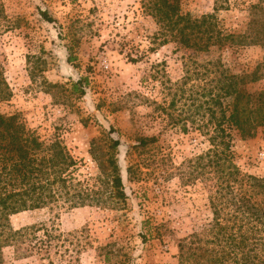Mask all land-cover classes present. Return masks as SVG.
I'll use <instances>...</instances> for the list:
<instances>
[{
	"label": "rangeland",
	"instance_id": "rangeland-1",
	"mask_svg": "<svg viewBox=\"0 0 264 264\" xmlns=\"http://www.w3.org/2000/svg\"><path fill=\"white\" fill-rule=\"evenodd\" d=\"M141 1L0 0V67L13 92L0 102V113L18 115L45 143L61 139L79 162L78 179L100 200L12 216L14 230L45 229L37 239L2 248L0 264H179L180 240L234 214L219 206L229 199L221 197V173L211 162L216 119L205 102L216 92L217 68L229 76L249 74L263 52L159 46L158 26ZM256 1L184 0L182 11L196 18L214 14L222 30L241 33ZM40 11L56 22H45ZM82 78L87 94L78 98L72 82ZM243 88L264 93V79ZM168 114L182 122L170 124ZM141 137L157 141L133 149ZM110 139L120 140L117 152ZM231 150L243 173L264 178V133L235 136ZM114 154L126 198L115 196Z\"/></svg>",
	"mask_w": 264,
	"mask_h": 264
},
{
	"label": "trees",
	"instance_id": "trees-1",
	"mask_svg": "<svg viewBox=\"0 0 264 264\" xmlns=\"http://www.w3.org/2000/svg\"><path fill=\"white\" fill-rule=\"evenodd\" d=\"M183 1H141L144 14L158 26L155 38L159 46L175 43L179 50L197 52H209L214 47L224 51L258 47L263 57L254 70L245 75L229 76L225 70L217 68L221 76L216 78V92L210 90L205 102L213 105L209 109L216 119L215 136L211 138L214 145L210 150L214 154L211 162L221 173V197L229 199L219 200L220 209L230 207L235 215L230 219L217 216L210 230L205 228L180 240L179 264H264V178L243 173L234 164L231 150L235 136L248 140L264 133V93L253 95L243 88L264 79V0L250 4L247 26L241 33L222 30L214 14L196 18L183 13ZM40 16L49 24L56 22L47 11H40ZM87 86V78L72 82L73 94L78 98L85 96ZM12 97V89L0 67V102H8ZM168 115L170 124L177 126L182 122L180 117ZM182 127L185 134L189 133L185 122ZM110 140L111 148L117 152L120 140ZM137 141L133 149H145L157 138L141 137ZM110 164L114 168L115 196L126 198L115 154ZM78 171V160L61 139L45 143L18 115L0 113V250L31 236L37 239L38 233L45 229L44 226L12 229L9 221L16 214L45 208L52 212L60 208L72 210L99 203L100 200H93L97 191L88 181L78 179ZM128 171L132 172V167ZM7 230L9 234L4 239ZM48 234L50 231L46 230L45 235ZM39 240L43 241L41 249L46 247V242Z\"/></svg>",
	"mask_w": 264,
	"mask_h": 264
}]
</instances>
